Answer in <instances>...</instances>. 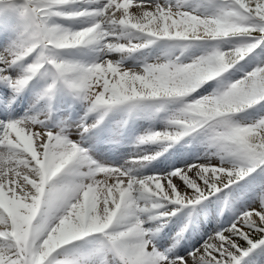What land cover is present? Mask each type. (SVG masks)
I'll return each mask as SVG.
<instances>
[{"label": "snow or ice", "instance_id": "6c2138e0", "mask_svg": "<svg viewBox=\"0 0 264 264\" xmlns=\"http://www.w3.org/2000/svg\"><path fill=\"white\" fill-rule=\"evenodd\" d=\"M0 264H264V0H0Z\"/></svg>", "mask_w": 264, "mask_h": 264}, {"label": "rangeland", "instance_id": "374dc122", "mask_svg": "<svg viewBox=\"0 0 264 264\" xmlns=\"http://www.w3.org/2000/svg\"><path fill=\"white\" fill-rule=\"evenodd\" d=\"M212 226H215V223H214V225H212Z\"/></svg>", "mask_w": 264, "mask_h": 264}, {"label": "bare ground", "instance_id": "6f19581e", "mask_svg": "<svg viewBox=\"0 0 264 264\" xmlns=\"http://www.w3.org/2000/svg\"><path fill=\"white\" fill-rule=\"evenodd\" d=\"M213 225H214V223H213Z\"/></svg>", "mask_w": 264, "mask_h": 264}]
</instances>
